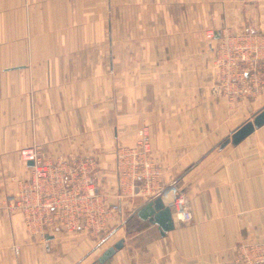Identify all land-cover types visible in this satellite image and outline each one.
Segmentation results:
<instances>
[{
  "label": "crops",
  "instance_id": "0c3cea01",
  "mask_svg": "<svg viewBox=\"0 0 264 264\" xmlns=\"http://www.w3.org/2000/svg\"><path fill=\"white\" fill-rule=\"evenodd\" d=\"M226 41L251 50L240 73L257 78L254 95L233 98L239 74L215 66ZM263 106L264 0H0V264H96L119 239L104 264H243L264 244V125L218 146ZM141 127L151 185L117 161ZM35 145L93 160L98 199L117 205L103 230L32 233L10 209L31 171L19 151ZM175 189L191 220L172 214L161 234L135 211L159 193L169 205Z\"/></svg>",
  "mask_w": 264,
  "mask_h": 264
},
{
  "label": "built area",
  "instance_id": "2783aa9c",
  "mask_svg": "<svg viewBox=\"0 0 264 264\" xmlns=\"http://www.w3.org/2000/svg\"><path fill=\"white\" fill-rule=\"evenodd\" d=\"M250 51L246 45L226 41L218 48L215 56V66L218 71H223L226 79L230 80L239 74L233 98L251 96L258 91L257 78H244L240 73L244 67L254 63ZM19 153L23 162L32 161L33 165L30 166L29 178L20 181V188L10 199L9 207L22 213L28 230L42 235L46 229L60 226L68 232L77 229L80 222L92 230H103L106 214L109 210L115 211L117 205L107 209L104 202L98 199L87 171L93 163L92 159H45L36 145L22 148ZM117 161L121 173L131 174L145 185H151L159 178V168L151 155L145 127L137 130L134 146L117 147ZM172 192L169 204L171 213L182 222L190 221L191 214L183 192L176 189ZM247 254L243 264H264V244L247 247Z\"/></svg>",
  "mask_w": 264,
  "mask_h": 264
},
{
  "label": "water",
  "instance_id": "95a60500",
  "mask_svg": "<svg viewBox=\"0 0 264 264\" xmlns=\"http://www.w3.org/2000/svg\"><path fill=\"white\" fill-rule=\"evenodd\" d=\"M264 125V106L260 108L253 116L233 129L230 134L221 141L219 148H223L227 144L237 145L240 141L250 135L255 129ZM28 165L32 166L33 162L28 161ZM136 215L142 220H147L155 224L161 234H165L173 229L174 222L170 206L165 204L161 195H156L136 211ZM123 245V239L117 240L112 246L104 250L96 259V264H104L117 250Z\"/></svg>",
  "mask_w": 264,
  "mask_h": 264
}]
</instances>
